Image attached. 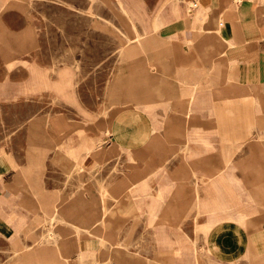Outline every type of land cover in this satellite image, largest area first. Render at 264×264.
I'll return each mask as SVG.
<instances>
[{"label": "crops", "instance_id": "crops-1", "mask_svg": "<svg viewBox=\"0 0 264 264\" xmlns=\"http://www.w3.org/2000/svg\"><path fill=\"white\" fill-rule=\"evenodd\" d=\"M234 2L176 0L153 22V29L159 33L157 39L176 38L169 74L177 92V116L167 124L177 130L176 195L182 196L185 206H191L192 210L199 208V213L204 215L199 225L204 245L198 246L193 241L195 264H199L200 255L215 264H245L250 258L261 259L264 264V216L250 218L232 212L264 211V0H241L237 6ZM5 5V1L0 0V10ZM117 9H121L119 4ZM168 25L169 30L165 29ZM140 33V39L133 30L129 34L131 42L125 44L124 52L118 57L121 62L145 54L152 39L145 32L143 36ZM122 46L123 42H119V53ZM163 67L160 62L161 74ZM154 68L155 65L147 61L141 72L149 77V71ZM167 81L166 74V78L161 75L158 83L150 84L160 98ZM124 104L134 108L142 105L133 99L121 101L119 97L113 103ZM217 112L221 116L219 122ZM253 112L262 120L255 121ZM107 113L105 109L104 114ZM183 114L206 116L207 121L185 128L178 118ZM64 122L59 116L48 119L49 127L57 136L67 133L68 125ZM157 129L154 123L149 127L150 137L122 139L120 126L97 124L96 139L83 132L77 136L68 134L59 154H48L47 160H41L37 166L34 159L25 160L20 153L0 151V259L27 258L24 261L29 264H99L106 245H115L125 228L129 236L132 222L138 221L142 210L151 212V222L159 216L160 222L156 225L167 227L162 220L167 212L166 200L158 203L157 198L164 187H154V202L153 199L146 202L143 208L135 199L137 193L143 198L149 194L148 181L145 178L136 181V178L163 169L168 160V140L152 135ZM180 130L198 132V135L193 133L191 138H180ZM112 136L109 141L108 137ZM106 144H110L107 148H112L102 151ZM121 150H126V154H118V158L110 162L118 163L126 174L118 178L121 179L118 185L109 192L104 183H100L102 191L80 185L87 179V172L80 171L79 185L69 179L82 162L87 166L88 156L96 161L92 172L98 178L103 174L102 155ZM137 162L145 164L144 171H139L141 166L137 168ZM185 163L191 164L193 175L197 176L202 169L209 180H215L217 189L208 190L203 198L194 184L189 188L188 183L185 188L184 178L189 176L183 169ZM192 180L194 183L195 178ZM234 180L239 181L236 187L249 186L251 192L233 195ZM106 193L111 194L110 205L106 204L104 195L99 196ZM89 195L95 197L89 198ZM124 195L134 197L121 206L117 200ZM200 201L203 202L195 207ZM232 202L238 206H233ZM52 218L55 219L53 224ZM99 224L100 230L95 229ZM50 231L52 238L47 240L45 236ZM37 243L40 246L36 248ZM40 251L57 253L51 257L63 261L40 258ZM108 257L115 264H150L146 258L142 260L120 249L104 256Z\"/></svg>", "mask_w": 264, "mask_h": 264}, {"label": "rangeland", "instance_id": "rangeland-1", "mask_svg": "<svg viewBox=\"0 0 264 264\" xmlns=\"http://www.w3.org/2000/svg\"><path fill=\"white\" fill-rule=\"evenodd\" d=\"M3 1L6 5L0 10V151L20 153L25 160L34 159L37 166L41 160H47L48 154H59L68 134L77 136L83 132L96 139L97 124L108 123L123 129L122 139L144 138L145 135L150 137L149 127L155 123L158 129L152 135L168 140V160L163 169L143 173L136 178V181L141 178L148 181L149 194L143 198L137 193L135 199L143 208L146 202L152 199L154 202V187H164L165 190L157 198L158 203L166 200L167 212L162 220H165L167 227L160 228L156 225L160 222L159 216L151 222V212L142 210L138 221L132 222L130 235L128 236V230L125 228V231L119 234L115 245H106L99 259L102 264H115L104 256L120 249L142 260L146 258L150 264H195L193 241L198 246L204 245V235L199 226L204 215L199 213L197 207L203 201L196 202L197 205L194 206L198 209L192 210L191 206L183 204L182 196L178 198L176 195L174 176L177 130L167 124V121L175 120L177 116V92L169 74L172 67L171 56L175 57L172 47L176 38L157 39L159 33L153 29L155 18L161 16L164 10L167 11L176 0ZM234 1L237 6L241 0ZM118 4L120 10L117 9ZM168 28L169 25L165 29L169 30ZM132 30L135 31L137 39H140V32H145L152 42L142 57L121 62L118 57L124 52L125 44L131 42L129 34ZM119 42H123L120 53ZM147 61L155 65V68L149 71V77L141 72ZM160 62H163V74ZM166 74L168 81L163 84V96L160 98L150 84L158 83L161 75L166 78ZM117 97L121 101L133 99L142 105L138 108L126 104L113 105ZM179 99L182 100L181 97ZM158 100L160 102H157ZM186 100L184 97L185 102ZM181 105L183 104L180 101ZM105 109L107 114H104ZM252 115L255 121L262 120L260 116L256 118L254 112ZM56 116L62 117L64 124L68 125L67 133L60 136L55 135L48 124V119ZM178 118L185 128L192 123L207 121L206 116L199 117L197 114H183ZM216 121H220L218 112ZM178 133L180 138L185 139L191 138L193 133L198 135V132L190 130H180ZM113 137H108L109 141ZM107 146L110 144H106L102 151L112 148ZM118 154L122 156L126 154V150L102 155L103 174L98 178L92 172L96 161L93 156H88L87 166L82 162L80 167L69 175V179L73 183L77 181L79 185V176L82 174L80 171L84 172L83 174L87 172V179L84 183L82 180L80 185L88 189L96 187L102 191L100 183H104L109 192L113 186L118 185L121 180L118 178L126 174V170L123 171L118 163L110 162L116 160ZM186 154L187 151L184 150L185 158ZM142 163L137 162V168L141 166L139 171L145 170V164ZM190 166L191 164L185 163L183 168L185 175L186 172L189 175L187 179L184 178L185 188L188 183L189 188L194 184V189L199 191L203 198L208 190L214 192L217 189L215 180H209L202 169L197 176L193 175ZM192 177L195 178L194 183ZM236 182L239 181L234 180L231 187L233 195L251 192L249 186L236 187ZM218 189L222 191L223 187ZM102 195L105 196L106 204L110 205L111 194L99 196ZM91 197L95 196L89 195V198ZM133 197L120 196L117 204L122 206ZM232 204L236 205L233 202ZM232 212H239L250 218L264 216L262 210ZM54 220L52 218L51 224ZM100 226L99 224L95 229L100 230ZM160 230L163 233L160 234ZM45 238L51 240V231ZM39 246L37 243L35 247ZM54 254L57 255L51 251H40L38 255L40 258L53 259L51 255ZM55 259L63 261L62 258ZM89 259L93 261L91 256ZM24 260L28 259L1 258L0 264H29ZM199 264L215 263L200 255ZM245 264H263V260L250 258Z\"/></svg>", "mask_w": 264, "mask_h": 264}, {"label": "bare ground", "instance_id": "bare-ground-1", "mask_svg": "<svg viewBox=\"0 0 264 264\" xmlns=\"http://www.w3.org/2000/svg\"><path fill=\"white\" fill-rule=\"evenodd\" d=\"M189 6H190V4H189ZM125 11V10H124ZM126 12V11H125ZM129 14V13H128ZM130 15V14H129ZM129 15H128V17H129ZM121 16V15H120ZM127 17V18H128ZM124 19V18H123ZM130 19V18H129ZM131 20V19H130ZM125 23V22H124ZM162 23V22H161ZM155 24V23H154ZM163 24V23H162ZM128 26V25H127ZM159 26V25H158ZM164 27V26H163ZM128 28V27H127ZM127 28H125V29H127ZM130 29V28H129ZM160 29V28H159ZM128 31V30H127ZM137 31V30H136ZM135 32V31H134ZM137 32H139V31H137ZM130 33V32H129ZM140 34H142V33H140ZM143 34H145L144 32H143ZM143 34H142V36H143ZM126 35V34H125ZM132 36V35H131ZM167 37V36H166ZM128 38V37H127ZM140 38V37H139ZM128 40V39H127ZM140 41V40H139ZM128 43V42H127ZM221 111V110H220ZM226 115V114H225ZM223 116V115H222ZM221 117V116H220ZM219 117V118H220ZM224 117V116H223ZM221 120V119H220ZM226 121H228V120H226ZM116 139V138H115ZM120 143V142H119ZM83 155V154H82ZM143 182V181H142ZM133 185V184H132ZM139 185H141V184H139ZM137 187V186H136ZM106 209H104V211H105ZM110 213V212H109ZM109 213H108V215H109ZM110 215H111V217H112V213H110ZM106 220V219H105ZM76 230V229H75ZM88 230V229H87ZM96 232V231H95ZM52 233V232H51ZM94 234V233H93ZM52 235V234H51ZM79 235V234H78ZM56 238V237H55ZM103 241V240H102ZM105 241V240H104ZM97 257V256H96ZM53 259H55V258H53ZM95 259V258H94ZM108 259H109V257H108ZM76 260H78V259H76ZM79 261H80V257H79ZM97 261V260H96ZM82 262V261H81ZM77 263V262H76ZM80 263V262H79ZM92 263V262H91ZM93 263H94V261H93ZM101 264H102V262H100ZM99 263V264H100ZM67 264H68V262H67ZM78 264V263H77ZM82 264V263H81ZM84 264V263H83ZM85 264H86V262H85Z\"/></svg>", "mask_w": 264, "mask_h": 264}]
</instances>
